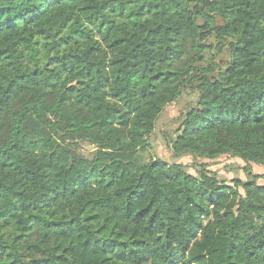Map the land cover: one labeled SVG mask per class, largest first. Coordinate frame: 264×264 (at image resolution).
I'll use <instances>...</instances> for the list:
<instances>
[{
	"label": "trees",
	"instance_id": "obj_1",
	"mask_svg": "<svg viewBox=\"0 0 264 264\" xmlns=\"http://www.w3.org/2000/svg\"><path fill=\"white\" fill-rule=\"evenodd\" d=\"M187 89L171 152L248 180L140 159ZM251 164L264 0H0V264H264Z\"/></svg>",
	"mask_w": 264,
	"mask_h": 264
},
{
	"label": "rangeland",
	"instance_id": "obj_2",
	"mask_svg": "<svg viewBox=\"0 0 264 264\" xmlns=\"http://www.w3.org/2000/svg\"><path fill=\"white\" fill-rule=\"evenodd\" d=\"M224 59V58H222ZM217 59V63H218ZM196 93L187 89L180 98L167 105L158 116L154 131L149 139L148 147L140 153L142 161L162 160L167 163H176L182 166L184 172L194 175L195 171L204 169L218 180L231 185L232 180L246 181L249 179L245 171V164L237 158L221 156L215 159L204 160L189 155L175 156L169 147L168 139L174 136V131L180 125L182 115L194 104ZM88 149V148H87ZM250 174L257 177L258 185H264V166L250 165Z\"/></svg>",
	"mask_w": 264,
	"mask_h": 264
},
{
	"label": "water",
	"instance_id": "obj_3",
	"mask_svg": "<svg viewBox=\"0 0 264 264\" xmlns=\"http://www.w3.org/2000/svg\"><path fill=\"white\" fill-rule=\"evenodd\" d=\"M88 150H91V148H88Z\"/></svg>",
	"mask_w": 264,
	"mask_h": 264
}]
</instances>
